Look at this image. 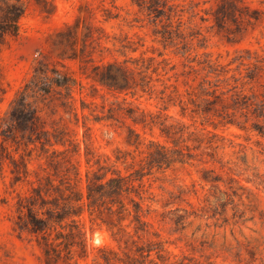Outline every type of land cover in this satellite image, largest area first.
Here are the masks:
<instances>
[{"label":"rangeland","instance_id":"374dc122","mask_svg":"<svg viewBox=\"0 0 264 264\" xmlns=\"http://www.w3.org/2000/svg\"><path fill=\"white\" fill-rule=\"evenodd\" d=\"M168 1L179 10L171 26L181 36L174 40L158 32L166 20H151L148 10L135 0H24L18 33L7 36L0 46V150L4 145L15 158L24 156L31 169L47 165V154L39 144L34 148L4 141L1 126L38 62L55 63L76 79L72 97L67 106L56 96L39 104L48 126L65 132V145L56 147L68 149L66 154L78 171L77 176L72 173L78 189L84 190L87 174L94 171L111 176L146 166L151 140L165 145L173 157H179L178 150L192 154L184 162L143 169L142 217L148 231L136 233L132 215L119 221L107 210H86L82 223L87 252L76 256V264H98L103 249L117 250L122 256L130 251L140 257L133 239L146 249L154 243L150 244L153 262L147 264H264V136L252 128L251 120L243 123L239 112L233 123L219 115L223 103L234 111L235 91H259L264 83V74L255 82L244 76L256 56H264V0H242L259 9L262 17L250 25L230 21L228 29L215 22L219 0ZM62 30H72L76 39L74 49L64 55L55 45ZM114 60H127L128 66L143 69L152 91L141 87L118 91L98 81L93 66ZM209 64L220 75L209 73ZM209 80L218 84V93L225 92L223 103L206 105L207 99H214L204 88H209ZM117 100L161 114L180 131L168 136L160 124L143 128L130 118L125 123L95 119V114H103ZM207 106L210 111H203ZM127 125L141 132L139 145L128 144ZM70 140L78 144L76 151ZM12 168L10 160L4 159L0 264H45L36 237L14 229L17 201L29 193L35 173L16 181ZM210 169L222 180L205 179L203 174ZM179 216L184 217L182 223L177 222Z\"/></svg>","mask_w":264,"mask_h":264},{"label":"trees","instance_id":"16d2710c","mask_svg":"<svg viewBox=\"0 0 264 264\" xmlns=\"http://www.w3.org/2000/svg\"><path fill=\"white\" fill-rule=\"evenodd\" d=\"M136 3L146 10L151 20L158 22L166 20L163 29L159 30L166 40H174L180 37L179 32L173 28L171 22L175 16L179 15V10L168 0H135ZM25 12L24 0H0V46L7 36L16 35L19 31L20 19ZM262 17V12L257 8H252L242 0H219L215 10V22L221 29H228L230 21L236 24H254ZM183 37V36H182ZM76 39L72 30H62L58 32L55 45L61 49L60 54L64 55L75 47ZM85 46L88 45L84 39ZM139 65L140 59H136ZM209 73L220 75L218 68L209 64ZM141 69V68H140ZM94 76L108 88L118 91L151 90L150 79L144 70L132 68L125 61H109L104 65L93 66ZM264 74V56H256V62L250 66L246 75L249 82L258 81ZM77 84L74 77L63 71L57 64L48 60H40L34 67L30 79H28L18 90L11 102V106L3 120L1 135L4 141L13 140L19 144L24 143L27 147L39 144L44 153L47 154V165H39V170L31 169L30 160L21 156V160L10 154L7 146L2 145L0 150V171L4 159H9L13 164L12 173L16 181L27 179L35 173V181L28 194L20 196L17 201L16 217L14 229L20 234L28 232L36 237L38 244L42 247L45 264H76V256L86 255V236L82 216L86 210L90 213L104 212L107 210L116 215L119 221L132 215V222L135 223V232L148 231V222L143 219V169L148 166L158 168L170 166L176 160L184 162L191 157V153L185 154L178 150L179 157H173L169 149L154 140L148 145V153L145 164L128 174L115 171L111 176H107V171L99 173L94 171L87 174L84 190L78 189L73 182L72 173L76 176L78 171L76 166L67 156L68 149H60L57 144L65 145V132L58 126H48L43 117L42 108L39 101L51 97L61 99L62 105H68V98L72 97V92ZM209 88L204 87L209 94L214 95V99H207L206 105L224 102L222 93L217 92V83L208 81ZM261 90H251L245 93L237 90L232 94V107L234 111L226 109L223 103V118H228L227 122L233 123L234 116L239 112L243 118V123L251 120L254 130L264 136V83H261ZM234 85L228 91L236 88ZM53 99V98H51ZM83 107L86 102L82 100ZM200 106V104H198ZM211 107L203 108L205 112ZM130 118L135 124H141L143 128L161 125V130L168 136H174L178 129L172 124H167L166 118L161 114L147 112L138 106L126 105V101H114L103 114H95L96 120H116L125 123V119ZM239 124V122H237ZM127 142L130 145L141 143V132L133 125H127ZM86 140L90 139V133H85ZM73 150H77L78 144L72 142ZM89 149V143H87ZM33 150V149H31ZM119 157V156H118ZM144 164V165H145ZM103 168V166H102ZM41 170L43 174H41ZM203 177L211 181H220L222 176L215 173L213 169L206 171ZM184 217L179 216L178 223L183 222ZM133 245L140 257H135L130 251H125L122 256L114 249H103L101 259L98 264H147L152 263L150 258L152 251L150 243L146 247L135 239ZM146 252V253H145ZM149 259V260H148Z\"/></svg>","mask_w":264,"mask_h":264}]
</instances>
